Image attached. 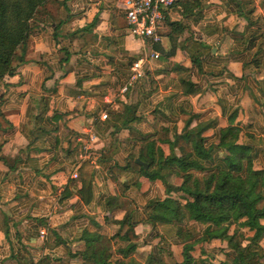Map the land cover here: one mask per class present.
<instances>
[{"label": "clouds", "instance_id": "9594fccd", "mask_svg": "<svg viewBox=\"0 0 264 264\" xmlns=\"http://www.w3.org/2000/svg\"><path fill=\"white\" fill-rule=\"evenodd\" d=\"M0 264H264V0H0Z\"/></svg>", "mask_w": 264, "mask_h": 264}]
</instances>
